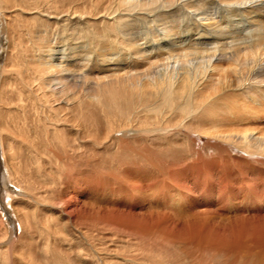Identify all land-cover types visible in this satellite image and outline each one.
Listing matches in <instances>:
<instances>
[{"label":"bare ground","instance_id":"6f19581e","mask_svg":"<svg viewBox=\"0 0 264 264\" xmlns=\"http://www.w3.org/2000/svg\"><path fill=\"white\" fill-rule=\"evenodd\" d=\"M4 24L0 264H68L55 242L89 264H264V0H0ZM140 161L173 181L163 210Z\"/></svg>","mask_w":264,"mask_h":264},{"label":"rangeland","instance_id":"374dc122","mask_svg":"<svg viewBox=\"0 0 264 264\" xmlns=\"http://www.w3.org/2000/svg\"><path fill=\"white\" fill-rule=\"evenodd\" d=\"M181 24V23H180ZM179 24V25H180ZM5 29H4V28ZM1 26L0 27V40H2V41H0V48H2V49H0V69L2 70V66H3V64H4V61H5V57H6V53H7V50H6V48H7V46L9 45V43H8V41H9V34H8V29H7V25L5 26V24H4V26ZM6 31V32H5ZM3 32H4V36H3ZM7 37H8V39H7ZM1 42H3V43H1ZM8 49V48H7ZM1 51H2V53H1ZM0 70V71H1ZM262 120L263 121H261V122H259L258 123V125L260 124V125H264V117H262ZM187 149V148H186ZM104 152L105 151H103V150H101V151H99V153H101V154H104ZM188 152V149L186 150V155H187V157H186V155H185V157L186 158H188V157H190L188 154H189V152ZM219 154V153H218ZM224 154V153H223ZM223 154H219L220 155V157H219V155H217V153L216 154H214L215 156H214V160L218 163V165H219V167H221V165H223V163L225 162V160L227 161V160H229V163L230 164H232L233 165V160H231V159H233V158H227V156L225 155H223ZM218 156V157H217ZM204 158V160H207V154H206V152H204V151H202V155L201 156H199V158L200 159H198V160H202L203 158ZM90 158V155L89 154H87V159H89ZM206 158V159H205ZM218 158H219V160H221L220 162H219V160H218ZM102 159H103V155H102ZM190 159V158H189ZM198 160L197 161H195L194 163H193V161L194 160H192V159H190L189 161H191V162H189V161H187V163H186V166L187 165H190V166H194L197 162H198ZM209 160H212V158H210ZM223 160H224V162H223ZM135 161V160H134ZM203 161V160H202ZM232 163H231V162ZM135 164H137V168H140L143 172H145V174L147 175V180H146V182L147 183H150V184H152L153 186H154V189L153 190H149V191H146L145 193H143L142 194V196H143V198H142V203H144V204H149L150 205V208L154 205L155 206V208H157V209H161V210H163L162 209V207L161 206H165V204L167 205V202H165L166 200H164V197L165 198H167V200H169L170 199V197H171V193L169 192L168 193V191H167V188H165V187H167L166 185H167V183L169 184H171V183H173V181H172V179H171V177L167 174V170H164V171H162V170H159V168L158 167H156V166H154V165H152V164H148V163H146V162H143V161H140V162H134ZM191 163V164H190ZM198 164H200V163H198ZM203 164V163H202ZM221 164V165H220ZM142 166V167H141ZM3 169V168H2ZM145 169V170H144ZM4 170V169H3ZM77 170V169H76ZM75 170V171H76ZM154 170V171H153ZM5 171V170H4ZM3 171V172H4ZM155 172V173H154ZM164 172V174H162ZM137 174H135L134 175V177L136 176ZM149 176V177H148ZM163 177V178H162ZM149 178V179H148ZM101 179V180H100ZM109 179V180H108ZM111 179V180H110ZM154 179V180H153ZM108 181H112V182H114V184H110L111 185V187L115 190L116 189V181H114V180H112V178L109 176V177H104V178H101V177H99V181H97V182H102V183H106V182H108ZM160 181V182H159ZM167 181V182H166ZM125 183H126V181H124ZM239 182L240 181H237V183L236 184H238V186H239ZM243 182H246L245 181V179H244V181ZM243 182H242V184H243ZM8 183V184H7ZM110 183V182H109ZM159 183V184H158ZM6 184H7V186L9 185V186H11L12 188H13V186H12V184H11V182L10 181H8L7 180V182H6ZM115 185V186H114ZM159 185V186H158ZM10 187V188H11ZM67 187V186H66ZM66 187H64L65 189H68V188H66ZM162 188V189H161ZM155 191V192H154ZM166 192V193H165ZM4 193V194H3ZM6 191H2L1 193H0V198H2V201H3V205H4V208L8 211V212H6L5 210H3V208H1V206H0V214H1V217H2V219L4 220V222H5V224L8 226V227H10V228H12L13 229V225L14 226H16V229H17V220H16V218H15V216L13 215V213H12V209H10L11 207L9 206V203H8V197L7 196H1V195H6ZM160 193V194H159ZM152 194V195H151ZM170 194V195H169ZM132 195H133V193H132ZM155 197H154V196ZM161 195V196H160ZM165 195V196H164ZM169 197H168V196ZM6 197V198H5ZM134 197L135 196H132V198L134 199ZM178 197V196H177ZM239 197H241L242 198V195L240 194V196ZM138 198V197H137ZM160 198H161V200H160ZM4 199V200H3ZM136 199V198H135ZM7 201V202H6ZM160 201V202H159ZM164 201V202H163ZM132 202H133V200H132ZM132 202H128L127 204H128V206H132L133 205V203ZM165 203V204H163V203ZM163 204V205H162ZM152 205V206H151ZM15 206H18V209H20V205L19 204H17V202L15 203ZM169 208H172L173 206L171 205V203L169 204ZM7 207V208H6ZM150 208H148V210L150 209ZM147 209V208H146ZM185 209H186V207H185ZM184 208H181V211L180 212H184V214L185 213H187V209L185 210ZM185 210V211H184ZM38 212V211H37ZM43 211H39L38 213H36L35 214V217L36 218H38L39 219V221H40V223H42V221H44L45 220V214L46 213H42ZM45 216V217H44ZM224 218L226 219V220H228V215H226V216H224ZM64 219H60V221H63ZM39 223V224H40ZM37 229H39L40 231H42V233L41 232H39V230L38 231H36V229H35V232H32V235H26V238L28 237V241H29V243L32 245V246H34L35 244H36V249H38V250H40V251H38V252H41V254L39 255L38 253H37V255H38V257H40V258H42L43 256H44V252H42L41 251V249H40V247L42 248V246H43V243H44V239H43V237H44V230L43 229H40V228H37ZM17 231V230H16ZM36 232H39V236L37 235V233ZM34 233V234H33ZM43 235V236H42ZM33 238V240H32V238ZM30 239V240H29ZM36 239H37V241H36ZM52 239V238H51ZM33 241H35V242H33ZM47 240L45 239V242H46ZM107 241V240H106ZM108 241H110V242H108ZM106 243H108L107 244V250L108 251H104V252H101V255L102 256H107V257H109V258H111V257H114L115 255H116V252H115V249H117V242L116 241H114V242H111V240H108ZM37 242V243H36ZM64 243L65 244H69V243H71L69 240H66V241H64ZM111 243H113V244H111ZM53 246H54V248H55V250H56V252L59 254V255H63V254H71V261L70 260H68V261H65V260H63V259H61L62 257L61 256H57V258H60V260H59V262H62V263H68V264H89L90 262H91V260H90V257H89V255H83V259H81V257L80 256H77L74 252H71L68 248H70V246H67V245H63V246H60V244H58L57 242H55V244H53ZM114 247V248H113ZM59 250H61L62 251V254L61 253H59ZM112 251V252H111ZM73 253L75 254V256L73 255ZM64 256V255H63ZM66 257V256H65ZM44 260L45 259H43V262H44Z\"/></svg>","mask_w":264,"mask_h":264}]
</instances>
